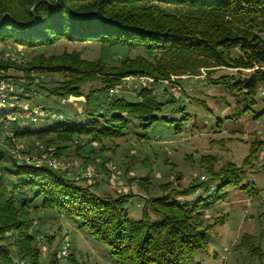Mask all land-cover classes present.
Here are the masks:
<instances>
[{"label":"trees","instance_id":"obj_1","mask_svg":"<svg viewBox=\"0 0 264 264\" xmlns=\"http://www.w3.org/2000/svg\"><path fill=\"white\" fill-rule=\"evenodd\" d=\"M61 39L143 48L155 55L153 60L127 56L120 66L85 59L78 51L30 61L28 68L38 74H26L21 82L29 98L55 95L64 101L85 96L87 107L80 119L69 117V122L64 116L62 123L19 132L36 134L45 146H56L57 155L67 147L59 143L80 146L83 137L100 144L131 132L148 138V130L160 122L181 132L191 114L169 95L167 86L165 99L159 98L152 85L160 79L198 76L204 69L206 81L225 86L235 96L236 107L243 105L244 114L258 104L264 89V0H0V42L37 48ZM3 53L0 69L8 76L6 70L14 62ZM225 68L232 70L219 73ZM54 73L61 78L53 80ZM130 75L151 77L155 83L142 82L128 95L119 88ZM94 80L100 87L84 94V85ZM5 158L14 168L4 164ZM205 161L212 182H191L149 197L142 218L132 220L126 205L133 194H100L93 188L97 181L86 183L65 169L21 163L0 148V264H40L39 231H31V210L43 209L79 219L121 264H190L198 251L206 250L208 232L217 225L204 219L205 210L229 187L249 186L241 166L228 162L216 170L215 163ZM102 166L111 175L107 161ZM147 180L139 183L146 187ZM200 189L213 193L187 198ZM147 207L161 218H153ZM241 245L248 256L262 259L255 236L244 234L236 247ZM51 264L62 262L53 256Z\"/></svg>","mask_w":264,"mask_h":264},{"label":"rangeland","instance_id":"obj_2","mask_svg":"<svg viewBox=\"0 0 264 264\" xmlns=\"http://www.w3.org/2000/svg\"><path fill=\"white\" fill-rule=\"evenodd\" d=\"M0 51L4 52V59L14 62L6 74L20 82L24 81L26 74H38L28 67L32 65L30 61L40 55L49 57L64 51H78L85 59L103 60L115 66H120L121 59L127 56L132 59L143 56L153 60L155 55L143 48L108 46L99 41L72 42L66 39L37 48H29L14 41L0 42ZM230 70L220 69L219 73ZM201 71L202 75H173L172 81L160 79L159 83L152 85L160 99H165L163 87L167 86L169 95L178 98L179 103H183L191 114V120L179 133L174 126L160 122L148 130V138H140L131 132L116 140L106 139L100 144L83 137L80 146L73 142L59 143L67 147L58 155L55 153L56 146L48 147L68 167L65 170L70 175L82 178L78 175L82 168L91 172L93 177L86 179V183L97 181L93 188L98 193L113 196L133 194L126 205L132 220L142 218L149 197L161 195L178 186L185 187L191 182L209 183L212 179L206 170V158L215 163L216 170L228 162L241 166L247 175L245 181H249L248 188L229 187L220 200L205 210L204 219L210 223L217 222V225L208 232L206 250L198 251L190 264H264V89L261 88L258 93V104L244 114L243 105L236 107L235 96L223 85L208 83L204 69ZM50 77L53 80L61 78L55 73ZM142 82L148 85L150 82L155 83L151 77L130 75L123 80V87L119 90L122 89L120 91L128 95L135 94V89ZM98 87V80L87 82L84 94ZM34 99L55 108L53 113L63 114L65 118L76 116L74 120L80 119L87 107L85 96L71 97L64 101L55 95H39ZM63 121L55 118L41 120L29 125V128L37 130ZM41 140L44 139L36 134L18 138L23 147L33 151H36ZM106 161L111 175L102 166ZM4 164L14 168L9 158H5ZM146 178L149 181L145 187L139 182ZM202 189L187 198L194 200L198 196L213 193ZM147 208L153 218H161ZM31 216L34 218L31 231H39L37 240L41 252L40 264H51L53 256L61 260L62 264H71L73 259L74 264H121L108 246L97 242L81 226L79 219L66 217L52 209L31 210ZM244 234L257 238V244L263 252L262 259L248 256L243 245L241 248L236 247ZM68 243L70 245L65 247Z\"/></svg>","mask_w":264,"mask_h":264},{"label":"built area","instance_id":"obj_3","mask_svg":"<svg viewBox=\"0 0 264 264\" xmlns=\"http://www.w3.org/2000/svg\"><path fill=\"white\" fill-rule=\"evenodd\" d=\"M64 118L43 103L29 98L26 87L15 77L5 75L0 69V148L7 150L21 163L47 165L58 169L68 168L61 162L51 147L38 144L36 151L26 149L19 142L20 131L41 120ZM81 170V169H80ZM78 172L79 177L91 179V172L85 169ZM89 171H92L90 169ZM69 243L65 246L68 247ZM66 250V249H65ZM66 254V252L64 251Z\"/></svg>","mask_w":264,"mask_h":264}]
</instances>
